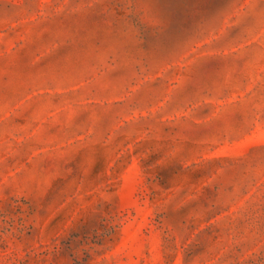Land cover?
<instances>
[{
  "label": "rangeland",
  "instance_id": "rangeland-1",
  "mask_svg": "<svg viewBox=\"0 0 264 264\" xmlns=\"http://www.w3.org/2000/svg\"><path fill=\"white\" fill-rule=\"evenodd\" d=\"M0 264H264V0H0Z\"/></svg>",
  "mask_w": 264,
  "mask_h": 264
}]
</instances>
